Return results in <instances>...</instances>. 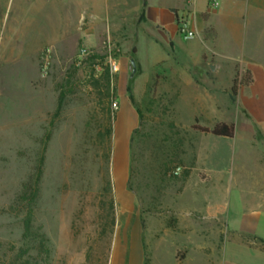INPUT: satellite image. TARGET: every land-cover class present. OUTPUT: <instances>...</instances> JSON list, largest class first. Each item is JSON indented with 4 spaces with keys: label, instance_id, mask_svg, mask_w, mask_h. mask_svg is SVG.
Returning a JSON list of instances; mask_svg holds the SVG:
<instances>
[{
    "label": "rangeland",
    "instance_id": "1",
    "mask_svg": "<svg viewBox=\"0 0 264 264\" xmlns=\"http://www.w3.org/2000/svg\"><path fill=\"white\" fill-rule=\"evenodd\" d=\"M245 36L231 47L223 30L226 60L242 54L264 69L263 30ZM143 46L131 55L135 73L131 58L113 73L105 54L98 62L82 50L52 61L45 77L25 61L0 66V264H264L262 93L252 112L240 96L251 95L245 65L205 50L186 56L159 38L156 50ZM230 74L238 95L224 118L236 135L195 129L224 112L213 100L188 103L186 80L202 87L209 77L230 94ZM30 209L43 246L24 238Z\"/></svg>",
    "mask_w": 264,
    "mask_h": 264
},
{
    "label": "crops",
    "instance_id": "2",
    "mask_svg": "<svg viewBox=\"0 0 264 264\" xmlns=\"http://www.w3.org/2000/svg\"><path fill=\"white\" fill-rule=\"evenodd\" d=\"M5 8L0 12V66L13 62H27L35 67L36 76L39 73L41 51L50 48L52 61L61 62L69 59L75 50L85 49L94 54L98 62L102 56L106 62L109 53L120 64L125 58L139 54L143 42H151L156 50L157 38L167 42H175L179 48L186 51V56L198 57L202 50L216 56L224 66H235L239 62L249 70L253 82L247 92L241 94L242 103L252 112L255 110V100L264 97V85L261 89L255 87L264 84V69L253 57L238 54L233 61L228 62L221 48V38L225 31L227 43L234 47L246 40L247 31L261 28L264 32V0H4ZM65 2H67L65 4ZM12 7L8 11V7ZM216 3V6H212ZM67 4L74 5L73 12ZM73 8V6H72ZM186 14L197 31L195 43L185 41L177 27V17ZM152 35V36H149ZM154 36V37H153ZM159 36V37H157ZM204 47L205 49H202ZM225 48V47H224ZM135 50V52H133ZM195 52V53H194ZM80 60L84 57L79 56ZM99 66L102 63H98ZM24 65V64H23ZM220 64H208L210 70ZM213 67V69H212ZM102 70L101 68H99ZM236 75L230 74L226 81L234 83ZM32 80V79H31ZM187 87L192 89L186 97L190 104L196 102L199 106L214 101L219 109L223 107L224 120L217 123H229L224 118L227 111L228 97L238 95L227 93L226 86L211 84V79L204 78L203 86L191 77L186 80ZM220 81V80H219ZM224 84V83H223ZM244 86V85H243ZM233 87V86H232ZM188 92V91H187ZM222 96L226 99L221 100ZM191 99V100H190ZM231 124V123H230ZM213 125V126H214ZM212 128V127H209ZM236 128V127H235ZM236 135V132H235ZM216 218V213L210 214ZM235 233L245 234L243 231L233 230ZM248 235V233H247ZM176 259L179 260L176 254ZM180 262V261H179Z\"/></svg>",
    "mask_w": 264,
    "mask_h": 264
},
{
    "label": "trees",
    "instance_id": "3",
    "mask_svg": "<svg viewBox=\"0 0 264 264\" xmlns=\"http://www.w3.org/2000/svg\"><path fill=\"white\" fill-rule=\"evenodd\" d=\"M135 52V50L133 51ZM237 79L234 80V85L232 87L233 94L236 95L237 93V87H236ZM253 82L252 75L249 70L245 71L243 74L240 84L244 86H248ZM129 98L133 104H135V99L133 94L129 95ZM197 124L194 125L195 129H198L199 131L205 133V134H212L215 136H222L227 138H233L235 136L236 128L234 124L230 123H217L212 128L201 126L198 124V121H196ZM34 196H37V192H35ZM34 197V198H35ZM33 209H30L24 219V238L25 240H28L32 243H38L41 246L45 242V235L41 233L39 230H35L33 226ZM264 243V241L262 240Z\"/></svg>",
    "mask_w": 264,
    "mask_h": 264
},
{
    "label": "built area",
    "instance_id": "4",
    "mask_svg": "<svg viewBox=\"0 0 264 264\" xmlns=\"http://www.w3.org/2000/svg\"><path fill=\"white\" fill-rule=\"evenodd\" d=\"M212 6H216V3H213ZM177 27L180 35L185 41H190L198 37L197 31L193 28L190 18L186 14H180L177 17ZM82 55L87 54V50L82 49L81 52ZM111 72H118L119 71V65L116 61V59L113 57L112 50L109 53V59L107 61ZM40 73L42 76H47L52 68V51L50 48H45L41 51L40 54ZM114 108L119 109V105L117 102L114 103ZM183 171L182 166H176L173 170L175 175L181 174Z\"/></svg>",
    "mask_w": 264,
    "mask_h": 264
},
{
    "label": "water",
    "instance_id": "5",
    "mask_svg": "<svg viewBox=\"0 0 264 264\" xmlns=\"http://www.w3.org/2000/svg\"><path fill=\"white\" fill-rule=\"evenodd\" d=\"M136 66V62L134 58H131V66L130 69H132V72L135 73L136 72V68H134ZM213 69V67H212Z\"/></svg>",
    "mask_w": 264,
    "mask_h": 264
}]
</instances>
